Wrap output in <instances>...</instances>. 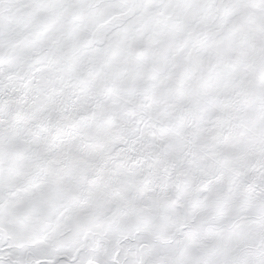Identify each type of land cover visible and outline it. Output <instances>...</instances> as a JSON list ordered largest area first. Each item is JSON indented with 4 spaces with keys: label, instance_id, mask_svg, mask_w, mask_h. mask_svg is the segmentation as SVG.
<instances>
[{
    "label": "snow or ice",
    "instance_id": "snow-or-ice-1",
    "mask_svg": "<svg viewBox=\"0 0 264 264\" xmlns=\"http://www.w3.org/2000/svg\"><path fill=\"white\" fill-rule=\"evenodd\" d=\"M0 264H264V0H0Z\"/></svg>",
    "mask_w": 264,
    "mask_h": 264
}]
</instances>
